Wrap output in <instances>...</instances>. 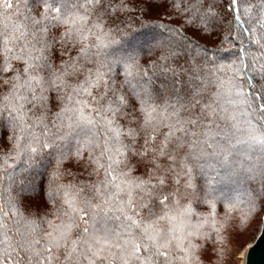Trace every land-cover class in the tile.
Here are the masks:
<instances>
[{"label": "snow or ice", "instance_id": "1", "mask_svg": "<svg viewBox=\"0 0 264 264\" xmlns=\"http://www.w3.org/2000/svg\"><path fill=\"white\" fill-rule=\"evenodd\" d=\"M253 219L264 0H0V264H222Z\"/></svg>", "mask_w": 264, "mask_h": 264}, {"label": "rangeland", "instance_id": "2", "mask_svg": "<svg viewBox=\"0 0 264 264\" xmlns=\"http://www.w3.org/2000/svg\"><path fill=\"white\" fill-rule=\"evenodd\" d=\"M260 225V221L253 219L246 226L241 227L229 236L224 244L225 258L222 264H242V254L255 239L260 230ZM212 259H215V257H212Z\"/></svg>", "mask_w": 264, "mask_h": 264}, {"label": "water", "instance_id": "3", "mask_svg": "<svg viewBox=\"0 0 264 264\" xmlns=\"http://www.w3.org/2000/svg\"><path fill=\"white\" fill-rule=\"evenodd\" d=\"M244 264H264V223L253 242L245 249Z\"/></svg>", "mask_w": 264, "mask_h": 264}, {"label": "bare ground", "instance_id": "4", "mask_svg": "<svg viewBox=\"0 0 264 264\" xmlns=\"http://www.w3.org/2000/svg\"><path fill=\"white\" fill-rule=\"evenodd\" d=\"M250 244H251V243H250ZM250 244H249V245H250ZM249 245H248V246H249ZM248 246H247V247H248ZM247 247H246V248H247ZM244 253H245V251H244ZM242 255H243V256H242V259H243L242 264H244V254H242Z\"/></svg>", "mask_w": 264, "mask_h": 264}]
</instances>
